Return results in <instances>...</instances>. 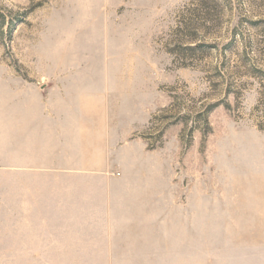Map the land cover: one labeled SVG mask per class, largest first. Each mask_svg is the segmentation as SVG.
I'll return each mask as SVG.
<instances>
[{"label":"rangeland","instance_id":"374dc122","mask_svg":"<svg viewBox=\"0 0 264 264\" xmlns=\"http://www.w3.org/2000/svg\"><path fill=\"white\" fill-rule=\"evenodd\" d=\"M0 264H264V0H0Z\"/></svg>","mask_w":264,"mask_h":264}]
</instances>
